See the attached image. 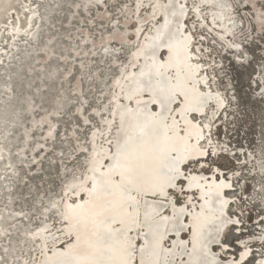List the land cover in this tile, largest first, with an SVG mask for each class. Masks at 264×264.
<instances>
[{
	"label": "snow or ice",
	"instance_id": "snow-or-ice-1",
	"mask_svg": "<svg viewBox=\"0 0 264 264\" xmlns=\"http://www.w3.org/2000/svg\"><path fill=\"white\" fill-rule=\"evenodd\" d=\"M110 7V0L20 4L25 21L13 27L12 39L43 44L46 62L59 61L46 78L58 80L60 87L50 98L51 111L42 109L45 115L35 126H46L44 139L55 142L61 134L52 120L70 112L65 123L76 121L71 136L77 156L74 166L60 173L58 192L50 190L28 212L7 218L0 213V264H177V255L179 264H246L252 251L248 241H238L243 250L231 260L219 259L209 245L228 251L229 226L243 224L249 203L255 207L258 202L264 212V133L251 151L236 149L220 137L221 110L237 97L231 79L225 82L228 74L222 65L214 59L211 65L202 63L196 44L204 37L197 38L184 22L189 11L199 13L200 5L189 9L187 0H155L149 5L156 21L153 34L143 42V27H136L133 40ZM141 7L142 0H137V12ZM50 9H65L71 13L69 25L73 19L81 25L76 29L80 35L66 36L70 47L59 52L54 47L57 35L46 32L61 23ZM259 18L264 39V12ZM227 48L235 50L237 63L250 59L239 43ZM93 64L108 70L107 92L98 97L84 88L94 75L84 70ZM258 95L264 98V88ZM26 102L31 109V97ZM4 159L0 146V161ZM5 168H12L11 163ZM193 190L200 193L199 206ZM231 204L239 205L233 215ZM14 217L26 221L19 246L13 245L10 231L16 224L4 223ZM259 223L264 224V216ZM169 233L178 239L166 247ZM182 233H190L189 238L179 239Z\"/></svg>",
	"mask_w": 264,
	"mask_h": 264
},
{
	"label": "rangeland",
	"instance_id": "rangeland-1",
	"mask_svg": "<svg viewBox=\"0 0 264 264\" xmlns=\"http://www.w3.org/2000/svg\"><path fill=\"white\" fill-rule=\"evenodd\" d=\"M228 1L230 2V17H232V19L237 22V26L235 25V29L233 31L234 33L232 34L233 36H225L224 39L221 40V37L217 35V32H219L218 27L212 23L211 25L208 24L206 13L211 9V7H204L203 5H200L199 14H197L198 16L196 15L195 17H192L193 14L189 11L188 18L185 20V23L187 25L188 30L195 31L197 38H199L200 36L204 37L203 41H198L196 44V47L201 48L203 56L202 63L208 66L211 65L214 59L216 65H222L223 71L228 74L225 77V82H227L228 79H231L232 89L237 97L236 102H230L226 109L221 110L222 114L219 120L217 121V124L219 125L220 137L223 140L230 141L231 145H233L236 149L244 148L245 150L251 151L253 147H258V141L260 140L262 133H264V98L258 95L260 89L264 88V83L259 82L264 79V39L260 38L262 24L261 18H259L260 13L264 12V7H261V0H250V2H248V0ZM123 3L127 4L130 8H134V6L132 5V1L130 0H111V7L109 11L112 13L113 18H119L121 20V24H126L127 30L131 33L133 29V22L136 21V17L133 18L130 16L131 18L129 17L130 20L128 19V23H124L122 21V13L119 12V7ZM151 3L152 1L150 0H142L143 7L140 8L138 13L136 11V14L144 15ZM187 3L189 9H191L193 5H197L196 0H187ZM253 3H255V8H252L250 6ZM200 13L202 14V17ZM132 14H134V12H132ZM60 21L61 23H57L58 26L53 31H62L63 34H65L66 36H68L69 34L74 37L80 35V33L76 31L77 28L81 27L78 20L75 19L76 23H72L71 25L68 24V19H65L67 23L63 22L62 20ZM61 27L63 29H61ZM67 28H70V30ZM204 28H206L207 30H205ZM132 39L134 40L135 38ZM213 41H215V43H213ZM9 42L10 39H8V35L0 41V62L4 64L1 65L3 66V70L0 66V73L4 72L5 70H7V72L11 71L9 62L16 60V57L18 59L21 55L28 52L27 50H24L26 48H23L21 51L18 50L16 52V55L15 52L13 53V50L18 48L17 46L25 44L23 42V39L18 38L16 40H12L13 43L11 46L8 44ZM67 43H69V41ZM229 43L241 44L248 51L250 59L244 62L243 64L237 63L234 55L235 51H231V49H228L226 46ZM55 50L59 52L58 49ZM6 51H8L7 56L1 55ZM34 56H36L37 58L32 62V68H34L33 72H39V70L43 71V69L47 70V65H49L48 67L54 66L55 68L56 63H59V61H57L56 63L45 62L47 61V59H44L43 53H41L42 57L38 53L34 54ZM6 62L8 63V65ZM85 63L87 65L90 63V61L86 59ZM28 70L27 72L30 75L32 72ZM84 71L85 73L94 74L95 76L94 79L96 81V84H92V82L88 83L87 81L84 84L85 90L88 91L90 96L98 97L101 91L106 92L107 89L103 90V88L106 87L105 83L99 85V78L105 81V78L108 75V72H106L108 71L107 65L93 64L91 68L86 67ZM216 71L219 72L220 68L217 67ZM105 72L106 74L103 76ZM208 72L209 74H214L213 69L211 67L208 68ZM4 74L6 73H1L0 80H3L1 78L2 76L3 78L6 77V75ZM77 75H79L78 71ZM37 82L38 85L44 86L42 85L41 79H39ZM56 82H52V87L54 86L53 84L56 85ZM34 84V82L31 84V88ZM88 84H90L91 86H87ZM9 86L10 89L7 90H10L11 94L13 95L15 93L13 85L11 84ZM57 86L58 87H56V90H58L60 87L59 81L57 83ZM42 88L45 87H41V90ZM53 88L49 91L47 90V96L45 95V98L47 99L43 98L44 104H42V106L46 105L47 107V105L50 104L48 96H52L53 92L55 91V89ZM5 89L0 86L1 98L7 97L6 93L4 92ZM26 89L31 90L30 88H28V85L25 86V90ZM65 89H67V85L65 86ZM35 90L36 88L33 91ZM219 90L223 92L224 89L220 88ZM25 93L27 92L25 91ZM11 94H9L8 96H10ZM228 95L231 96L232 92L228 93ZM69 99H75V97H69ZM40 103L41 102H38V105H40ZM46 109H48V107ZM73 109L74 108H72L71 111L75 112V110L73 111ZM43 112L44 111L42 109H38L36 115L31 114V117L28 118L29 122H22V127H20L19 129L24 132L26 129L30 131L32 130V128H37L33 124V122L36 121L38 116ZM70 116L71 113L69 112L67 113V115H62L59 118L60 120H52V123L54 122L53 124L59 125L58 130L61 134V136L57 137L55 142L51 139H44V137L46 136L45 134H43L45 130L44 126L39 127L40 129L36 131L32 130L31 134L29 132L31 136V144H29L30 146L27 144V147H24V145H21L23 143L20 142L21 144L16 143L14 146L9 147L8 145V148L4 147L5 151H7L8 153L10 152L13 157L16 156L15 153L23 154L24 158H22L25 167L21 170V172H18V161L14 166H12V168H10V170L6 168L2 170V177H5L6 183L9 185L6 189L0 191V208H6L7 206H9L6 208V210L3 209V211H7V213L9 214L15 213L16 211L28 212L31 210L33 205L47 192H49L50 190L53 192L59 191L61 179L60 173H62L65 168H72L74 166V163L76 162L75 157L77 156V153L75 152V141L70 133V130H72V127L76 123V121L75 119H73L71 123H65V120H68ZM0 130L2 131V128H0ZM214 131H216V129H214ZM18 132L14 131L13 133L18 134ZM63 136H67V139H63ZM2 145L3 144L0 141V146ZM61 153H63L64 155L61 156ZM246 158L247 157L244 156L240 157V159L242 160ZM80 159H82V157ZM5 165L6 164H4V167ZM13 174L15 177L12 176ZM256 179L258 180L259 176H257ZM251 183H255V181H251ZM21 197L23 198L22 203L21 201H15V199ZM9 202H11V204H9ZM8 208H10V210ZM248 208L251 209V211H245V216L243 218L242 225H238L235 227L231 225L229 226V228L231 229V245L228 251L221 252L220 247L214 245L215 250L220 249L221 257L227 258L226 260H229V254L233 255V258L238 256V253L241 248L238 241L242 239L251 240L250 242H248V247L252 251L251 255H249L247 258L246 264H252L253 260L258 258L264 259V240L260 239L259 242H256V240H254L259 239L262 235H264V224L259 223V217L264 216V212L260 211L258 202L257 206L255 207H253V205L249 203ZM236 211H239V205L231 204L229 208V215H233V213ZM12 219L11 220L13 224L19 226H26V221H24L22 218L14 217ZM11 220L9 221L10 223H8L6 226L12 224ZM236 228H240L241 231L237 232ZM10 231L12 232V234H16L18 236L20 235L19 230L15 231L14 229H10ZM19 237H21V235Z\"/></svg>",
	"mask_w": 264,
	"mask_h": 264
},
{
	"label": "bare ground",
	"instance_id": "bare-ground-1",
	"mask_svg": "<svg viewBox=\"0 0 264 264\" xmlns=\"http://www.w3.org/2000/svg\"><path fill=\"white\" fill-rule=\"evenodd\" d=\"M132 1V5L134 6V8H130L128 7L127 9H124L123 8V5L124 3L119 7V12L122 13V21L125 23L128 21V19L130 20L131 17H136V21L133 22V29H132V32L133 35H132V38H136L134 33H135V29L136 27H143L144 29V34L141 35L140 37V41L143 42L144 39H145V35H152V27L153 25L155 24V20H153V9L151 7H148V10L144 13V15H140V14H136V2L137 0H130ZM152 1V3H155V0H150ZM166 2V0H161V3H164ZM181 2H183V0H181ZM21 3H27V0H19V3H17V0H0V41L6 37L8 35V39H10V42L8 43L10 46L12 45V30H13V27L16 25V24H20V25H24V21H25V15L22 10L20 9V4ZM151 3V4H152ZM196 3L197 5H203L204 7H211V9L208 11L207 9V22L209 25L212 24H215L217 27H218V30L219 32H217V35L219 37H230V35H232L234 32V29H235V25L237 22H235V20L232 19V17H230V12H229V7H230V2L228 0H206L205 3H202V0H196ZM225 5L224 7H220L219 5ZM232 4V3H231ZM195 5H193L192 7H194ZM203 8V7H202ZM159 9H157V19L159 18ZM132 12H134V14H132ZM193 15L192 17H195L197 14L199 13H196V12H192L190 11ZM232 12V11H231ZM138 13V12H137ZM201 14V13H200ZM19 16L20 19L19 21L16 20V17ZM131 16V17H130ZM198 16V15H197ZM204 16V15H203ZM130 17V18H129ZM200 17V16H199ZM201 17H202V14H201ZM205 17V16H204ZM236 19V18H234ZM204 20V19H203ZM147 21V23H145ZM185 22V21H184ZM128 23V22H127ZM213 26V25H212ZM237 26V25H236ZM208 28V27H207ZM212 28V27H211ZM214 28V27H213ZM238 28V27H237ZM205 30H207L206 28H204ZM212 30V29H211ZM209 31V30H208ZM212 32V31H211ZM6 34V35H5ZM233 36V35H232ZM217 37V36H216ZM24 45V44H23ZM14 46V45H13ZM12 46V47H13ZM227 46V45H226ZM25 48V47H24ZM43 48V46H40L39 49ZM5 49V48H4ZM8 49V48H7ZM50 50L52 48H49ZM22 50V49H21ZM20 50V51H21ZM25 50V49H24ZM231 51H235L233 49H231ZM14 53V52H13ZM9 54H12V53H9ZM1 55H5L7 56L8 55V51H6L5 53H2ZM15 55H16V52H15ZM43 57L44 59L46 60L47 59V56L43 54ZM5 58V57H4ZM9 58V57H8ZM12 58V56H11ZM37 57L36 56H33V60L32 62L36 59ZM17 59V57H16ZM5 60V59H4ZM3 61V59H2ZM7 61V59H6ZM5 62V61H4ZM9 62V61H8ZM44 62V61H43ZM46 62V61H45ZM7 63V62H6ZM5 63V65H6ZM10 63V62H9ZM51 63V62H50ZM58 63V62H57ZM45 64V63H44ZM43 64V65H44ZM1 65H4V64H1ZM8 65V63H7ZM41 65V64H40ZM47 65V64H46ZM52 65V64H51ZM54 65V64H53ZM49 65H47V72H50L54 69V66L52 67H48ZM3 66H1L2 68ZM30 67L32 68V64L30 65ZM45 67V66H43ZM0 68V70H1ZM3 70V68H2ZM5 70V68H4ZM10 70V69H9ZM28 70V69H26ZM12 71V70H11ZM11 71L7 72V70H5L4 72H1V73H6L4 75H6V77L3 78V76L1 77L3 80H0V86L3 87L4 92L6 93L7 97L9 94H11V91L10 90H7V89H10V86L12 83H11V79H10V75H11ZM31 72V71H30ZM33 72V71H32ZM35 72V71H34ZM40 72H42V70L40 71L39 70V73L36 74L38 75L39 77H42L43 74H40ZM108 72V71H106ZM106 72L103 74V76L106 74ZM0 73V75H1ZM28 74V72H27ZM100 77V76H99ZM100 79V82H99V85H102V83H104L103 80ZM98 79V80H99ZM33 83V82H32ZM60 83V82H59ZM54 85V84H53ZM54 87V86H53ZM52 87V88H53ZM58 87V86H57ZM29 88V86H28ZM31 89V88H30ZM107 87H104L103 90H106ZM54 91V90H53ZM1 92V90H0ZM105 92V91H104ZM107 92V90H106ZM28 93V92H27ZM51 93V91H50ZM49 94V93H48ZM28 95V94H26ZM47 96V95H46ZM50 100L51 98V95L48 96ZM1 99V97H0ZM44 99H47L45 98L44 96ZM49 104V103H48ZM34 105V102L32 104V106ZM39 106V105H38ZM14 107L15 106H12L11 108H9L7 114L5 117L3 116H0V128H2V131L1 132H6L8 130V123H6L7 121H10V116L12 115L13 111H14ZM48 107V110L50 111L51 110V107H50V104L47 106ZM46 107V108H47ZM0 109H1V104H0ZM75 110V108L73 109V111ZM45 115V112L41 113L38 118L36 119V121H40L41 117ZM31 117V115H30ZM3 121H5V123H3ZM36 121L33 122V124L35 125L36 124ZM54 123V122H53ZM20 128V127H19ZM17 131V130H16ZM26 131H29V130H25L24 132ZM69 131V130H68ZM71 131V130H70ZM71 133V132H70ZM16 135V133H14ZM31 134V133H30ZM29 134V136H30ZM43 134H47V127L45 126V130L43 132ZM1 137V136H0ZM50 140V139H49ZM22 143V142H21ZM20 143V144H21ZM36 143V142H35ZM23 145V144H21ZM2 147L6 148L7 146H4L2 145ZM10 147V145H9ZM17 147V146H16ZM5 148H4V156H5V159L3 161H0V177H2V170L5 169L4 167V164H7V163H11L12 166H14L18 161H20L19 159H15L11 154L10 152L8 153L7 151H5ZM8 148V147H7ZM13 148V147H12ZM33 148V147H32ZM19 149V148H18ZM21 149V148H20ZM26 149V148H25ZM42 150V149H41ZM34 151V150H33ZM42 152V151H40ZM39 153V152H38ZM37 154V153H36ZM41 154V153H40ZM39 155V154H38ZM37 157V156H36ZM34 159V158H33ZM35 167V166H34ZM10 170V169H9ZM15 171V170H14ZM18 171V170H17ZM16 171V172H17ZM62 172V171H61ZM7 173V171H6ZM9 174H10V171H9ZM20 174V173H19ZM18 174V175H19ZM205 175H210L209 173H205ZM14 176V174L12 175ZM20 176V175H19ZM15 177V176H14ZM9 185L6 183V179L5 177H3V179H0V191H3L4 189H6ZM9 193V192H8ZM190 194H194L195 197L197 198L196 199V203H197V206H199V204L201 203V201L199 200V196H200V193L199 191H196V190H193V193H190ZM9 195V194H7ZM7 199H10V198H7ZM12 201V199H11ZM7 204V203H6ZM9 204H11V202H9ZM21 204V203H20ZM11 206V205H10ZM3 207V206H1ZM9 207V206H7ZM6 207V208H7ZM6 208H0V213H2L6 218L10 215L9 213H7V211H3V209L6 210ZM10 210V208H8ZM17 212V211H16ZM166 214H169L170 215V212L166 213ZM17 219V218H15ZM11 220V219H10ZM9 219H6L4 221L5 223V226L10 223ZM13 220V219H12ZM12 220H11V223H12ZM15 223V222H14ZM13 224V223H12ZM21 225V224H20ZM23 228L24 226H19V225H16V228L14 229L15 231L19 230L20 232L23 231ZM19 232V234H20ZM184 233L181 234V236L179 237V239H188L189 238V234H186V235H183ZM20 236V235H19ZM18 235L16 234H12V243L13 245H16V246H19L17 245V241L22 239L21 237H19ZM178 238L173 234V233H169V240L166 242V247H171V241L172 240H177ZM244 240V239H242ZM256 240V242H259L260 238L259 239H254ZM244 241H248L250 242L251 240L247 239V240H244ZM137 243H141V241H137ZM191 246H189L190 248ZM209 247L211 248V250L213 252H217V253H220V249L218 250H215L214 248V244L213 245H209ZM242 247L240 248V251H242ZM239 251V253H240ZM239 253H238V256L234 257V258H238L239 257ZM229 260H231V258H233V255L229 254ZM177 259V264H179V259L180 257L177 255L176 257ZM183 259L187 260V256H184ZM219 259L221 260H226L227 258H224V257H221V255L219 256ZM262 260L261 258H258V259H255L253 260V263L252 264H258V261Z\"/></svg>",
	"mask_w": 264,
	"mask_h": 264
},
{
	"label": "water",
	"instance_id": "water-1",
	"mask_svg": "<svg viewBox=\"0 0 264 264\" xmlns=\"http://www.w3.org/2000/svg\"><path fill=\"white\" fill-rule=\"evenodd\" d=\"M53 2H54V0H53ZM248 2H250V0H248ZM50 11H52L53 15H55L58 20H62L65 23H67L65 21V19H67V17L71 15V13L66 11L65 9H59V10L50 9ZM72 23H76L75 19H73ZM57 26L58 25L56 24V27ZM61 29H63V28L61 27ZM67 29L70 30V28H67ZM46 32H50L52 34L57 35V40L54 42L55 49H58L60 51L61 48H66V44H67V47H70V44L67 43L68 41L65 39L66 35L63 34L62 31L58 32L57 30L53 31L51 29H46ZM48 38H51L50 35L48 36ZM72 43H75V42L72 41ZM40 46H43V44L34 45L32 43H29V44L19 45V46H17L18 47L17 49L13 50V52H17L18 50H21L25 47L26 48L25 50H27L28 52L21 55L18 59L10 62L9 66L12 70L11 75H10V79H11V83L13 85V89L15 90V93L13 95L11 94L10 96H8L6 98L0 99V104H1L0 116L5 117L9 108H11L12 106H15L14 111H13L12 115L10 116L11 120L6 122V123H8V130L6 132H1L0 141L4 146H8V145L14 146L16 143L22 142L24 147H27V144L28 145L31 144V138H30L31 136H29V132L31 133L32 130L36 131V130L40 129L39 127L32 128V130L26 131V132H23L19 129V127H22V122H24V123L29 122L28 118L30 117L31 114L36 115V112L38 109H45L46 108V105L42 106V104H44L43 98L47 94V92L52 89V81L47 80V78H46L47 73H48L47 70L43 69V71L40 72V74H43V76L39 77L38 75H36L39 72L38 71L32 72L34 68L30 67V65L32 64L34 54L38 53L41 56V52L39 51ZM52 47L53 46H49V48H52ZM50 62L56 63L57 61L55 59H53L52 61H48V63H50ZM1 64L2 63L0 62V66H1ZM56 65H57V63H56ZM6 69H8V68H6ZM26 69H30L28 71H31L32 73L30 75L27 74ZM94 78H95V76L93 75V79L91 81L92 84H96V81ZM39 79H41L42 85H44V86L37 84L38 83L37 81ZM32 82H34L35 84L31 88ZM57 83H58V80L56 82V85L54 84L53 89H55V90L57 89L56 88ZM27 85L29 86V88H31V90H29V89L25 90V86H27ZM87 86H91V85L88 84ZM41 87H45V88H42V90H41ZM35 88H36V90L33 91ZM25 91L28 93H25ZM26 94H28V95H26ZM29 97H31L32 101L34 102V105L32 106L31 109H29V106L26 102ZM38 102H41V103L37 107ZM58 120H60V119H58ZM3 123H5V121H3ZM16 130H17V132L18 131L19 132H18V134L15 135L13 132ZM26 133H28V135H26ZM15 154H16V156L14 158L16 160L21 159L18 162V166H19L18 172H21V170L24 169V167H25L24 166L25 164L23 161L24 155L21 153L20 154L15 153ZM18 184H20V183H18ZM15 201H21V203H22L23 198L22 197L17 198V199H15Z\"/></svg>",
	"mask_w": 264,
	"mask_h": 264
}]
</instances>
